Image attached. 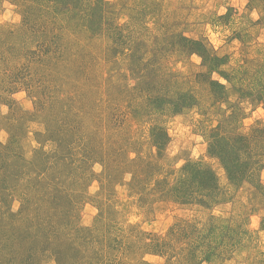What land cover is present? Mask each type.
<instances>
[{
	"label": "rangeland",
	"instance_id": "374dc122",
	"mask_svg": "<svg viewBox=\"0 0 264 264\" xmlns=\"http://www.w3.org/2000/svg\"><path fill=\"white\" fill-rule=\"evenodd\" d=\"M0 264H264V0H0Z\"/></svg>",
	"mask_w": 264,
	"mask_h": 264
},
{
	"label": "trees",
	"instance_id": "16d2710c",
	"mask_svg": "<svg viewBox=\"0 0 264 264\" xmlns=\"http://www.w3.org/2000/svg\"><path fill=\"white\" fill-rule=\"evenodd\" d=\"M184 39H186V38H184ZM188 41L191 42V44L195 45L197 47V49H200L201 50L200 53H202L203 51L204 52L207 51V49L204 47L202 42L197 41V40L196 41L188 40ZM211 62L214 63L213 61H211ZM237 140H238L239 143H241L242 140H243V137L242 136H238ZM223 143H224V145H223L221 150H216L217 151L216 152L215 149L213 148L211 153H213L214 156L219 158V160L223 164V167H224L225 171L227 172V174L229 176V179L234 181L235 178L238 177L239 173H241V174L245 173L246 167H244L242 161L239 160V154L236 152L235 148L231 144V140L227 139V138H224L223 139ZM202 172L206 173L207 179L208 178L212 179V175L213 174H212L211 170L206 169V170H202ZM214 180L215 179L208 180V181H210V182L213 181L214 182ZM186 197L187 196H185L184 199H186ZM208 258H209V256H208Z\"/></svg>",
	"mask_w": 264,
	"mask_h": 264
}]
</instances>
